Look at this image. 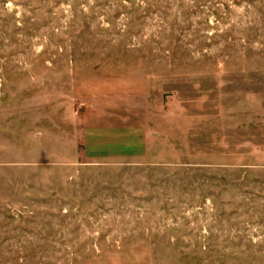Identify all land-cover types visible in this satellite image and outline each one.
<instances>
[{
    "label": "rangeland",
    "instance_id": "374dc122",
    "mask_svg": "<svg viewBox=\"0 0 264 264\" xmlns=\"http://www.w3.org/2000/svg\"><path fill=\"white\" fill-rule=\"evenodd\" d=\"M0 264H264V0H0Z\"/></svg>",
    "mask_w": 264,
    "mask_h": 264
}]
</instances>
